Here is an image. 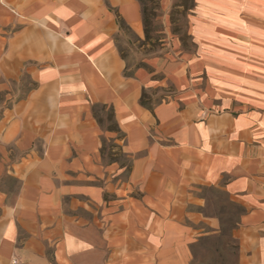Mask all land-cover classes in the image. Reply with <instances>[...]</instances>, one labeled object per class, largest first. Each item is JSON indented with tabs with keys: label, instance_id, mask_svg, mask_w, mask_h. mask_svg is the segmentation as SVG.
Wrapping results in <instances>:
<instances>
[{
	"label": "crops",
	"instance_id": "0c3cea01",
	"mask_svg": "<svg viewBox=\"0 0 264 264\" xmlns=\"http://www.w3.org/2000/svg\"><path fill=\"white\" fill-rule=\"evenodd\" d=\"M223 1L193 0L195 54L172 39L126 77L119 22L143 35L139 0H0V264H192L205 187L243 209L240 264H264V76L246 70L264 67V0ZM144 91L167 97L150 111ZM96 105L127 176L102 155L119 140Z\"/></svg>",
	"mask_w": 264,
	"mask_h": 264
},
{
	"label": "rangeland",
	"instance_id": "374dc122",
	"mask_svg": "<svg viewBox=\"0 0 264 264\" xmlns=\"http://www.w3.org/2000/svg\"><path fill=\"white\" fill-rule=\"evenodd\" d=\"M220 1L224 2L223 0ZM178 3H184L186 6L174 8V5ZM174 5L169 13L168 23L170 25L167 23L169 35L166 34L161 0L147 3L148 11L152 16L149 24H144L143 35H136L132 30L128 29L120 31L118 47L122 55L125 56L128 68H136L145 59L165 56L172 49V39L178 40L181 52L196 53L197 48L189 35L188 29V18L191 14L190 11L194 8V2L190 0H174ZM222 44L225 43L222 42ZM223 57L228 64L227 66L233 70H240V62L246 61L241 57L230 58L225 54ZM246 70L258 71L264 76V67L256 63H248ZM241 80L242 78L238 73L228 75L225 79L227 89L230 90L236 87ZM243 91L248 97L256 96L255 88L248 87ZM151 96L153 101H162L167 97L166 92L163 91L148 92V97L151 98ZM4 101L5 97L0 96V108L3 106ZM109 115L110 112L107 109L99 112V117L105 121V126H107L106 122ZM122 139L118 138L119 142H111L110 145L115 146L114 150L117 152V157L126 166L128 159L121 147ZM123 178H125V175ZM200 195L204 201L203 205L194 206L192 209L193 212L200 213L203 218L202 223L192 225L197 231H200V238H202L194 248L193 264H240V245L236 237L241 213L240 205L231 201L220 188L205 187ZM204 219H215L218 225L217 228L212 230Z\"/></svg>",
	"mask_w": 264,
	"mask_h": 264
},
{
	"label": "trees",
	"instance_id": "16d2710c",
	"mask_svg": "<svg viewBox=\"0 0 264 264\" xmlns=\"http://www.w3.org/2000/svg\"><path fill=\"white\" fill-rule=\"evenodd\" d=\"M153 1L154 0H139V2L142 4V8H143V22H144L145 25L149 24L150 17L152 16L150 14V12L148 11L147 3L153 2ZM190 1L193 2V0H190ZM184 6H186V4L178 3V4L174 5V8H177V7L180 8V7H184ZM119 25H120V30H126V29L130 30V28H128L126 26V24L124 22H122V21L119 22ZM147 38H149V37L147 36ZM122 57H123L124 60H126L124 55H122ZM134 70H135V68L134 69L127 68V70L125 72V76L126 77H132L133 74H134ZM158 103H160V101L151 100L150 97H148V94L145 91L143 92L141 100H140V104L143 107L147 108L150 111H153L154 107ZM106 109L109 110V112H110L109 118H108V120L106 122L107 126H105V121L102 118L99 117V112H102V111H104ZM94 114H95L96 119L98 120V123L102 127H105L108 131L116 133L118 138H123L124 139L125 136L121 132V130L119 129L118 124L115 121L114 112H113V110L111 108H106L105 106L96 105L94 107ZM114 149H115L114 145H110V143H108L107 141H104V145H103V148H102V155L105 157V159H107L108 162H118L125 169V175L127 176L128 173L131 170L132 159L130 157L126 156L127 159H128V164L126 166L123 165L122 162L120 161V159L117 157L118 156L117 152ZM225 195L227 196L226 193H225ZM240 209H241V213H240V216H239V223H240L241 215L243 213V209L241 207H240ZM238 226H239V224H238ZM201 239L202 238H199L192 245L193 256H194V248H195L196 244L200 242ZM193 261H194V259H193ZM192 264H193V262H192Z\"/></svg>",
	"mask_w": 264,
	"mask_h": 264
}]
</instances>
